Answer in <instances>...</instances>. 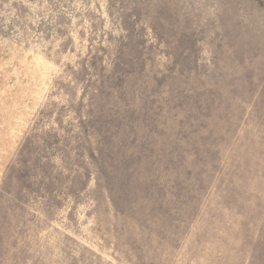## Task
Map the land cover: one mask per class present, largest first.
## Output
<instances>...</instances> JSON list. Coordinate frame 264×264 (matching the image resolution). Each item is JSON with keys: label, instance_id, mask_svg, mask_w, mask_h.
I'll return each mask as SVG.
<instances>
[{"label": "rangeland", "instance_id": "rangeland-1", "mask_svg": "<svg viewBox=\"0 0 264 264\" xmlns=\"http://www.w3.org/2000/svg\"><path fill=\"white\" fill-rule=\"evenodd\" d=\"M0 264H264V0H0Z\"/></svg>", "mask_w": 264, "mask_h": 264}]
</instances>
